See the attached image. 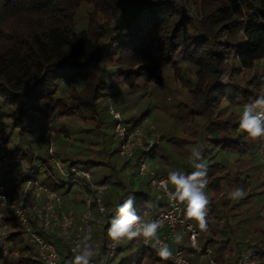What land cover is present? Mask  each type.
<instances>
[{
	"label": "trees",
	"instance_id": "obj_1",
	"mask_svg": "<svg viewBox=\"0 0 264 264\" xmlns=\"http://www.w3.org/2000/svg\"><path fill=\"white\" fill-rule=\"evenodd\" d=\"M82 6H86L84 25L78 21ZM166 68L186 87L184 98L172 102L170 114L183 130L178 136L165 133L167 142L181 148V158L165 167L162 159L170 156L164 146L156 145L148 154L162 158L161 175H157L168 179L174 170L191 173V148L199 146L208 170L204 191L209 201L206 230L190 219L200 230L199 245L212 247L219 264H236L246 249L254 251L258 264H264V157L259 154L264 142L250 140L238 127L243 105L256 98L264 83V0H0V117L9 119L6 126L18 129L20 135L40 137L43 134L33 123H56L58 116L90 121L93 127L87 130L94 131L99 143L85 146L86 136L79 134L73 152L60 145L57 157L65 174L35 155L33 142L12 148L3 181L6 184V175L16 170L17 159L27 164L18 170L21 180L36 178L42 169V182L65 193L75 183L88 189L71 168L88 170L94 182L107 184L105 214L100 221H91L89 242L98 241L93 258L100 264H172L157 254L153 243L143 245L141 238L116 245L106 258L111 243L107 227L117 218L116 206L130 192H134L133 210L142 218L163 209L167 200L157 197L148 178L131 171L132 166L138 167L139 150L130 159L118 154L115 120L104 105L106 99L101 100L106 91L121 84L127 94L151 98L166 82ZM225 75L226 83L221 80ZM112 76L115 80H110ZM69 80L80 85L58 95L61 83ZM124 101L117 106L123 112ZM149 111L145 109L140 118L131 113L124 120L131 128L139 126ZM109 115L113 120L107 123ZM66 129L65 124L60 127L63 134L58 142L70 137ZM129 172L143 179L129 183ZM237 187L243 188L244 195L233 199L229 194ZM170 188L184 203L172 183ZM91 210L98 213L95 200ZM183 215L188 218L186 204ZM33 225L55 243L62 260L73 264L74 252L65 236ZM181 247L187 254L192 250L186 238ZM0 263L44 264L16 216H0Z\"/></svg>",
	"mask_w": 264,
	"mask_h": 264
},
{
	"label": "built area",
	"instance_id": "obj_2",
	"mask_svg": "<svg viewBox=\"0 0 264 264\" xmlns=\"http://www.w3.org/2000/svg\"><path fill=\"white\" fill-rule=\"evenodd\" d=\"M109 112L115 120L114 131L119 140L118 154L126 159L134 156L136 150L142 153L137 167V175L146 177L150 184L155 186L158 190L164 193L167 200V206L164 209L155 210L152 214L142 218L143 222L156 221L160 224L155 240L144 241L141 239L143 245L153 243L156 248L167 247L171 248L172 264H219L217 262L214 250L212 247L202 248L198 243L200 230L197 229L190 219L183 215V206L186 204L177 200L171 192L166 177H159L154 170L147 166L144 155L148 154L160 142L159 136H151L148 132L141 129L139 126L129 127L125 122L120 112L116 111L111 105ZM54 143H51L49 148L51 159L56 169L62 173L66 172L63 162L60 158L54 155ZM264 153V146L259 148V154ZM20 164L24 161L17 159ZM10 159L5 149L0 148V196L7 198V206L0 207V216H16L25 230L30 242L36 247L38 256L44 264H72L69 260H62L61 254L51 240L45 239L35 228L31 221L30 213H35L34 218L38 219V224L46 230L53 231L55 228H60L70 237L69 232L74 223L73 207L62 209L61 195L58 190L52 189L41 180L37 178H28L25 180H16L14 178L13 184H22V196L18 203H13L9 195L5 191L4 170L7 167ZM71 173L77 177H90L87 170L79 168H71ZM107 188L106 183H91L88 189H83L84 200L87 210L84 213L82 223L78 226V233L75 238L71 240V250L74 252L75 245L91 232L90 216L91 203L95 200L98 212L101 217L104 216L106 208L103 201L104 192ZM37 195L40 198H45L46 202L39 208L28 207L25 205L26 200ZM3 235L5 232L3 231ZM176 237L182 238L180 243H177ZM187 240V243L192 250L187 254L185 249L181 247L182 242ZM116 245L112 242L109 244L106 258L111 257L115 252ZM254 251L251 249L243 250L237 258L236 264H253ZM196 256L204 257L206 262H197L193 258ZM92 264H100L96 259H92ZM224 264H230L225 262Z\"/></svg>",
	"mask_w": 264,
	"mask_h": 264
},
{
	"label": "rangeland",
	"instance_id": "obj_3",
	"mask_svg": "<svg viewBox=\"0 0 264 264\" xmlns=\"http://www.w3.org/2000/svg\"><path fill=\"white\" fill-rule=\"evenodd\" d=\"M86 20V6H82L78 15V21L80 25H84V22ZM165 74L166 76V82L163 84V86H158L156 88V92H152L151 98H148L146 95L141 97V94L138 92H135L133 94L129 93L127 94L124 91V86L121 84L119 89H113V90H108L106 91V95L101 98L106 99V102H104V105H111L116 111L120 112V114L123 116V118H126L127 116H130L132 113L135 115L137 118H140L142 112L145 111V109L149 108V115L145 116V118L141 119L139 122V127L143 129L144 131L148 132L151 136H159L160 137V145L164 146L165 151L168 153L170 156L169 160H164L159 156L156 157H151L149 154H145V160L147 163V166L149 169L154 170L156 174L161 175L160 173V164L159 160L162 159V164L165 167H169L170 165V160L176 161L181 158L179 155V152L181 151L180 147L178 144L171 145V143L166 141V135L167 132L168 135L170 133L175 134L178 136L181 134L183 127L180 124V122L174 120L172 117H170L171 112L173 111V106L172 102L174 100L184 98L186 95V87H184L178 80H176L173 76V72L170 68L165 69ZM110 80H115L114 76L110 78ZM80 85V81L77 80H69L66 82H62L59 90L57 92L58 95H63L67 93V88H70L71 86ZM66 89H62L64 87ZM151 90V87H149ZM148 90V91H149ZM158 92V93H157ZM159 94V96H158ZM158 96V97H157ZM167 97L168 101H161V98ZM159 98V99H157ZM121 99H124L125 103H127V109L125 112L122 110H118L117 106L121 104ZM155 102H158V106L155 105ZM227 104V102H225ZM112 117L109 115L105 117V121L107 123H110L112 121ZM9 123V119L7 118H2L0 117V148L5 149L6 153H8L12 148L15 147H25L28 143L33 142V149L35 155L42 156L47 159V161L52 165V159H51V153H50V146L51 143H54V155H59L57 154V151L61 148L60 145L64 148V150L73 152L76 149L77 144L79 143L78 137L81 135H85L86 140L83 142V145L85 146H93V145H98L99 143L96 141L97 138L94 137V131L92 130H87V128H92L93 125L92 123L89 122H84L79 119H74V120H68L65 117H59L56 119V123H53L48 120H42L41 123L38 125L37 123H33L35 126V129L43 134L40 137H37L38 134H29V135H20L18 129L16 128H11L10 126H6V124ZM10 124V123H9ZM65 124L67 129L64 131V133H68L70 137H67L65 141L63 142H58L57 137L62 136L63 132H61L59 129L60 127ZM55 126V127H53ZM83 131V133H80ZM108 132L110 129L107 130ZM166 133V135H165ZM80 134V135H79ZM165 135L164 137H161V135ZM88 136V137H87ZM37 137V140L33 141L34 138ZM76 138V139H75ZM88 138V139H87ZM173 153H175L173 155ZM263 155V156H262ZM261 156L264 157V153ZM59 157V156H58ZM264 159V158H263ZM264 161V160H263ZM36 164L40 165L41 161H37ZM27 164L24 162L23 164L17 165L16 170H14L11 174H7L6 178L8 177L9 179L6 180L5 184V191L9 195V198L13 203H18L21 200L22 196V190H23V185L22 184H13L14 178L16 180H21L19 175H18V170L21 168L23 169L24 166ZM262 168L264 170V162L262 165ZM7 167L5 168V170ZM4 170V171H5ZM39 170V169H37ZM55 170V169H54ZM137 168L132 166L131 171L134 172L136 171ZM42 169L40 171H37V179L43 180V175L41 174ZM88 171V170H87ZM90 173V172H89ZM165 177V176H161ZM83 178L82 180H85L86 183L88 184L87 186H91V183H96L92 180L91 173L90 177H81ZM128 178H129V183L136 184L139 182L141 179L136 175V173L132 174L131 172L128 173ZM167 179V177H166ZM143 180H146L145 177ZM169 187L171 186V182L167 179ZM131 185V184H130ZM84 188L81 187L79 183H75L72 185L71 189L67 191L66 193L64 191H59L58 193L61 195V205L62 209H68L70 207H73L74 210V223L73 226L69 232L70 237L68 238L67 234L63 232L60 228H55L53 231L58 232L59 235L65 236L66 240L68 241V244L72 247L71 240L76 237L78 233V226L82 223L83 215L87 210L86 203H85V198H84V193L83 190ZM153 192L157 195L159 199L164 201V193L161 190L157 191L155 190L156 187H152ZM83 190V191H82ZM171 190V188H170ZM172 192V191H171ZM173 193V192H172ZM39 195L35 196L29 200H26L25 205L28 207H33V208H39L42 204L46 202L45 198H40L38 197ZM230 196V194H229ZM178 200V199H177ZM229 203V200L227 199L224 203L225 206H227ZM165 206V201L162 205V208L164 209ZM31 217L32 223H36L38 226V219L34 218L36 215L35 213H30L29 214ZM101 216L99 212L97 213L94 210H91V216H90V224L92 225L91 221H100ZM92 227V226H91ZM83 242V239L81 240ZM94 251L96 250L98 241L94 240L89 242ZM7 253V250H5V254ZM196 259V257H195ZM218 262V261H217ZM260 262L258 259H254L253 264H258ZM2 264V263H0Z\"/></svg>",
	"mask_w": 264,
	"mask_h": 264
},
{
	"label": "clouds",
	"instance_id": "obj_4",
	"mask_svg": "<svg viewBox=\"0 0 264 264\" xmlns=\"http://www.w3.org/2000/svg\"><path fill=\"white\" fill-rule=\"evenodd\" d=\"M222 82H227L228 77L222 76ZM262 91L256 98L243 105L242 114L239 119L238 127L252 141L264 142V83L260 84ZM191 160L193 171L187 175L174 170L169 173V181L175 186L180 197L186 202V215L194 220L196 226L204 231L207 229L205 220L206 206L209 201L204 189L207 186L208 170L202 162V153L199 146L191 148ZM199 160V163L196 161ZM243 188L237 187L231 193L230 197L238 199L243 197ZM134 192H130L122 203L115 208L116 219H111L110 226L107 227V237L113 246L119 245L125 241H132L141 238L144 241L155 240L160 224L156 221L143 222L142 217L138 216L133 210ZM7 206V198L0 196V207ZM91 232L83 238V242H77L75 245L73 264H92V259L96 255L92 245L89 243ZM182 238L176 237L177 243ZM157 254L165 261L172 259V253L168 248L161 247L157 249Z\"/></svg>",
	"mask_w": 264,
	"mask_h": 264
},
{
	"label": "crops",
	"instance_id": "obj_5",
	"mask_svg": "<svg viewBox=\"0 0 264 264\" xmlns=\"http://www.w3.org/2000/svg\"><path fill=\"white\" fill-rule=\"evenodd\" d=\"M196 258H197V262H200V261L206 262L204 257L196 256Z\"/></svg>",
	"mask_w": 264,
	"mask_h": 264
}]
</instances>
